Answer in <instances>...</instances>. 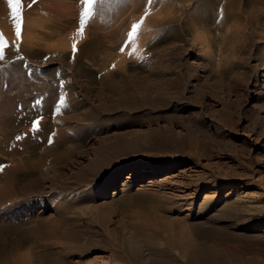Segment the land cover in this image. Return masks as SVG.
<instances>
[{"label":"rangeland","instance_id":"374dc122","mask_svg":"<svg viewBox=\"0 0 264 264\" xmlns=\"http://www.w3.org/2000/svg\"><path fill=\"white\" fill-rule=\"evenodd\" d=\"M53 1L31 52L0 16V264H264V0H99L82 36Z\"/></svg>","mask_w":264,"mask_h":264},{"label":"bare ground","instance_id":"6f19581e","mask_svg":"<svg viewBox=\"0 0 264 264\" xmlns=\"http://www.w3.org/2000/svg\"><path fill=\"white\" fill-rule=\"evenodd\" d=\"M24 2H25V4L23 5L22 4V7L23 8H25V10H35V11H39V10H42V11H45V12H49L50 13V11L51 10H57L59 13H60V11H59V9L61 10V8L62 7H64V4H63V6L61 5V4H56V2H54L53 0H23ZM65 1V0H64ZM33 4V5H30V4ZM69 5V4H68ZM133 5H135V4H133ZM66 6V5H65ZM71 6V5H70ZM139 5H137V7H138ZM66 8V7H65ZM135 8V7H134ZM133 8V9H134ZM70 10H73V8L71 7L70 8ZM70 10H67V11H70ZM64 11V10H63ZM7 12H12V8L8 5V3H7V0H0V16H2V14H6ZM26 20H25V23H23V24H25V25H22V26H24L23 28H25L26 29V32H25V34H24V40H23V46H25V48L26 49H29L30 50V52L33 50L32 48H34V47H36L37 48V46H39L40 44H42L43 43V40L44 39H48V38H54V36L56 35L55 33H56V31H54V32H47V31H45L44 32V34H43V36L41 37V33L40 32H32V29H31V26H32V18H31V16L30 15H26ZM61 19H62V16H61ZM24 21V20H23ZM59 21V20H58ZM62 21H63V19H62ZM66 21V20H65ZM72 21H69L68 23L70 24ZM78 21H76V24H78L77 23ZM75 24V25H76ZM1 26H2V29L3 28H5V29H7L8 28V24H7V22H3L2 24H1ZM40 26V25H39ZM68 26V25H67ZM66 26V27H67ZM58 28V27H57ZM63 28V27H62ZM45 30V29H44ZM205 36V35H204ZM202 37V36H201ZM208 41V40H207ZM215 41V40H214ZM42 42V43H41ZM213 42V41H212ZM208 43V42H207ZM206 47H208V50L209 49H211V46L210 45H207ZM205 47V48H206ZM28 50V51H29ZM109 77V76H108ZM110 86V85H109ZM2 107V106H1ZM261 107V106H260ZM264 109V108H263ZM2 130V129H1ZM0 132H2V131H0ZM28 170V169H27ZM29 171V170H28ZM17 173L19 174L20 172H19V170H18V168L16 169V170H14V171H12L11 173H10V176L12 177V179L13 180H16V175H17ZM42 175V174H41ZM129 176L128 177H130V178H137L139 175L137 174V172H135V171H132V172H130L129 174H128ZM18 176V175H17ZM32 177V176H31ZM18 179V178H17ZM31 179V178H30ZM37 180V179H36ZM15 182H17V181H15ZM151 182V181H150ZM121 183V185L122 186H124L125 184H126V180L125 179H122L120 182H119V180H117V181H113L109 186H106L102 191L100 190V193L98 194L100 197H108L109 196V194H111V192L113 191V189L115 188V187H117L119 184ZM160 183V182H159ZM27 184V183H26ZM30 184V183H29ZM33 184H34V182H33ZM33 184H31V185H33ZM22 186V185H21ZM119 189V188H118ZM114 193V192H113ZM231 193H229L228 195H230ZM0 195H1V193H0ZM228 195H226V196H228ZM98 197V196H97ZM6 202V201H5ZM4 202V203H5ZM2 201H0V208L2 207V205L4 204ZM30 205H31V202L29 203ZM30 205H26L27 207H24V208H26V210L28 211V210H32L31 209V206ZM258 223V226H260V225H262V224H264V223H259V222H257ZM189 250V249H188ZM186 251H187V249H186ZM186 253H189V255L188 256H191L192 257V254L190 255V251L189 252H186ZM203 253H204V251H203ZM206 253V252H205ZM196 254V253H195ZM201 254V253H200ZM194 258H196V256H194ZM184 259V258H183ZM24 260H25V258H24ZM23 260V261H24ZM30 260H32V259H30ZM30 260H28V261H30ZM192 260L193 259H191V263H192ZM22 261V258H14V260L12 259V261H9L8 263H10V264H21V262H23ZM55 261H56V263H61V264H63L65 261H63V260H61V259H59V258H56L55 259ZM193 261H195V260H193ZM27 262V261H26ZM210 262V261H209ZM7 263V264H8ZM31 263V262H30ZM55 263V262H54ZM26 264H29V263H26ZM36 264V263H35ZM162 264H164V263H162Z\"/></svg>","mask_w":264,"mask_h":264},{"label":"snow or ice","instance_id":"6c2138e0","mask_svg":"<svg viewBox=\"0 0 264 264\" xmlns=\"http://www.w3.org/2000/svg\"><path fill=\"white\" fill-rule=\"evenodd\" d=\"M98 2H99V0H80V4L83 6V8H82V11L80 14L79 27L77 29V33L79 35L82 36L84 34L86 23L94 14L93 6L96 5ZM152 2H153V0H147V3L149 5H151ZM7 3L12 8V15H13L14 21H15L16 36L20 37L21 36V30H22V23H23V12H22L23 0H7ZM148 14H149V12L145 11L144 17H141L140 21L132 24L131 31H129L127 33V39L125 40L124 44L120 48L121 52H124L125 48L129 44H131L133 47H132V51L129 52V55H133L135 53L136 42H137L139 30H140L141 26L143 25L144 19L148 16ZM76 43H77V41L74 40L73 46H72L73 55L77 51ZM4 47H5V39H4L3 33L0 32V61H3L5 58ZM15 47L17 50H19L20 45L17 44ZM45 59H47V57H45ZM140 59L143 60L144 57L141 56ZM113 67H115V65H113ZM37 102H39V101H37ZM64 104H65L64 95L61 94L59 104L56 105L55 111L57 113L60 112L61 106ZM33 125H34L33 131L34 132L38 131L39 120L34 121ZM16 139L19 140V139H21V137L17 136ZM51 142H52V140L49 139V143H51ZM2 167L3 166L0 165V170H2Z\"/></svg>","mask_w":264,"mask_h":264}]
</instances>
